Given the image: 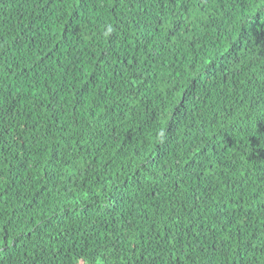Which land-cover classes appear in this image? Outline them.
Listing matches in <instances>:
<instances>
[{"label":"trees","instance_id":"1","mask_svg":"<svg viewBox=\"0 0 264 264\" xmlns=\"http://www.w3.org/2000/svg\"><path fill=\"white\" fill-rule=\"evenodd\" d=\"M0 264H264V0H0Z\"/></svg>","mask_w":264,"mask_h":264}]
</instances>
